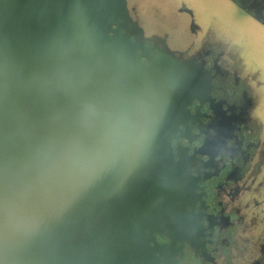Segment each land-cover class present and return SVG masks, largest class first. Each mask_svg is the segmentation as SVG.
Instances as JSON below:
<instances>
[{"label":"water","instance_id":"95a60500","mask_svg":"<svg viewBox=\"0 0 264 264\" xmlns=\"http://www.w3.org/2000/svg\"><path fill=\"white\" fill-rule=\"evenodd\" d=\"M47 1L0 0V264H102L130 225L146 250L166 145L210 77L114 28L115 0Z\"/></svg>","mask_w":264,"mask_h":264},{"label":"rangeland","instance_id":"374dc122","mask_svg":"<svg viewBox=\"0 0 264 264\" xmlns=\"http://www.w3.org/2000/svg\"><path fill=\"white\" fill-rule=\"evenodd\" d=\"M131 1L135 4L137 2L141 6L147 5V10L141 14V18H143V25L150 39H159V36L168 35L166 43H168L169 47L160 49L164 53L162 61H181L183 64L194 63V59L182 57V51L191 46L192 43L190 42L193 40L190 33L191 30L189 31V28L192 29L189 25L190 18L186 13L177 15V11L182 7L191 10L195 17L194 23L196 29L199 30L198 37L203 38L207 36L212 43H216L219 47L228 50L230 52L229 56L233 58L232 63L236 64L238 61H242V69L244 68L246 78H253L251 82L253 83L256 104L254 112L256 117H259L260 123L264 128V6L261 2H257L254 7H249L247 3H243L241 0ZM179 17H181V23L179 22ZM157 44H160L159 41H157ZM209 108H204L200 114L197 112H187L184 114L182 125H195V128H198V136L203 138V144L201 147L200 145L196 147V153L193 157L194 151L191 152L190 147L183 140L192 139L194 135H189L187 130L183 132L178 131L175 137L178 140L175 144L172 140L171 143H167V152L164 155L169 160L173 168L172 170H174V173L171 174L174 186L169 185L170 188L167 195H165L167 189H163L159 193L160 188L155 183L146 201L148 212L151 211L154 216L152 217L151 215V219H149L147 215L142 219L145 231L147 230V233L150 234H155L158 231L157 233L167 236L168 240H165L166 242L164 243L158 242L155 250L152 248L154 247L152 244H148L146 251L151 249L154 251L150 255L146 254L145 257H153V259L149 263H145L146 258L142 257V246L135 244L137 240L135 237L140 233L141 227L130 225L128 226L127 234L130 235L131 241L134 240L135 251L130 254H121L116 249V255L113 253V256L109 258L111 263L115 264L117 261V264H160L161 262L157 261V257L161 259L160 255L163 256L164 250L167 251L169 249L170 251H174L180 248V245L184 242H189L192 245L197 243V247L200 244V252L204 253L203 245L206 243V237L210 236L209 238H211L212 236L213 224V220L206 213L207 205L205 197L209 192L210 178L213 179L218 173L214 167L210 168L208 164L209 146L211 145L212 151L213 144L218 141L220 146H222L220 155L225 156L223 159H227L228 164L232 165L233 162L237 161L238 153H240V138L242 134L241 126L238 127L234 123L226 127H216L213 137L207 125L203 122L204 120H201L203 116L206 117ZM215 109L217 121H225L224 110L219 106ZM198 116L201 119L196 120ZM208 124H210V121ZM180 139L183 140L181 141ZM234 142L239 144H236L235 148H230L229 145L232 146ZM170 156L172 158L171 161ZM231 159L233 162H231ZM259 161H262L260 156H258L256 162ZM261 166V172L257 173L256 170L252 173L251 176L254 180L249 182L248 189L243 190L246 184L242 183V180L236 183L238 185L236 189L240 190L239 194L243 192L240 203L249 202L246 208H241V215L245 216V221L248 224L243 225V229L239 230V233L236 235V243L232 241L233 239L229 238L221 240L218 247L209 253L211 255L210 258H201V261L197 263L245 264L246 261L242 256L244 255L243 247L246 246V249H248V241H252L256 245L257 235L262 236L258 238V241L264 240V164H261ZM242 167L243 163L241 164V168H237V171H239L237 176L242 174ZM158 172L159 170L156 175ZM250 187H254V190ZM229 188L232 189L233 187ZM173 195H181L177 196L180 199L179 204L173 199ZM224 195L223 200L230 199L229 195L226 198ZM182 202L187 207L181 206ZM174 205H178L181 209L175 211ZM205 215L211 225H203L202 222L205 219ZM159 216L160 218L158 219ZM155 219L159 221H155ZM238 219L234 218L233 222L240 224L243 221V218ZM252 221L253 223H251ZM191 227H198V229L194 233L191 231ZM217 227L219 228V226ZM220 228L229 230L230 226H222ZM243 230H245V233H243ZM246 231L249 233L246 234ZM147 233H145L146 237H148ZM254 253L257 254L258 250H255ZM164 257H166V254H164ZM141 258H143V261ZM185 258V256L184 258L181 256L180 264H184ZM177 260L178 258L176 257L173 264H178ZM249 263L247 262V264Z\"/></svg>","mask_w":264,"mask_h":264},{"label":"flooded vegetation","instance_id":"af4514ba","mask_svg":"<svg viewBox=\"0 0 264 264\" xmlns=\"http://www.w3.org/2000/svg\"><path fill=\"white\" fill-rule=\"evenodd\" d=\"M241 1L243 3H247L249 7H253L250 4L249 0ZM34 2L36 4H41L40 0H34ZM47 2L50 3V7L52 8L56 6L55 1L49 0ZM44 7L41 6V11H44ZM146 10L147 5L141 6L138 5L137 2L136 4L133 3L131 0H115V5L112 8L113 12L111 14L113 19V27L117 28L120 32H127L134 44H138L139 46L141 44L149 46L150 50L145 49L147 53L152 52L158 55L161 51V48L169 47L168 43H166L168 35L165 34L163 37L159 36V39L154 38V40L149 38V35L147 34L146 29L143 25V18H141V14ZM180 13H186L189 16V25L193 29L192 30L189 28V31L191 30L190 33L193 37V40L190 42L192 44L191 46H188L187 49L182 51V57L194 59V64L197 65L196 70L198 72L199 70H202V67L207 71L210 80L206 82L207 85L205 88L208 90L209 95L213 96L211 97V99H207L210 100L209 102L205 103H199V100L197 101V99H195L189 105V108L192 112H197L198 114H200L201 111L204 110V108L210 107L207 110L206 117L203 116V118L201 119L198 116L196 120H204L203 122L207 125V128L211 132L213 137L216 132V127H226L229 125H233L234 123L238 127L241 126L242 134L240 138V153H238V158L235 163L231 159V162H233L232 165L228 164L227 159H223V157L225 156L220 155L222 146H220L218 141L213 144L212 151L211 145L209 146L210 154L207 157L208 164L210 165V168L214 167L216 169V172L218 171V173L213 179L210 178L209 186L212 188V190L209 191L207 196L205 197L207 207L215 213L214 217L212 218L214 223L212 225V236L211 238H209L210 236L206 237V243H203L204 253L200 252V244L199 247H197V243L192 245L189 242H184L182 243V245H180L181 247L179 246L180 248L174 251H170L169 249L167 251L164 250V254H166V257H164V254L163 256L160 255V260L162 261L161 264H173L176 257L178 258V264H180L181 256L183 258L184 256L186 257L184 259V264H186V262H188L187 264H199L197 262L201 261V258L206 259L210 258L211 256L206 249H216L221 240L229 238L233 239L232 241L236 243V235L239 233V230L243 229V225L248 224V222L246 223L245 221V216L241 215V208H246L249 204V202H243V204L240 203V198L241 195H243V192L239 194L240 190L236 189V187L238 186L236 185V183L239 180H242V183L246 184L243 190L248 189L249 182L254 180L251 176L252 173L256 170L257 173L261 172V164H264V128L260 123L259 117H256L254 112L256 104L253 83L251 82L253 78H246L244 68L242 69V61H238V63L236 64L232 63L233 58L229 56L230 52L228 50L219 47V45H217L216 43H212L207 36L203 38L198 37L199 30L196 29L194 23L195 17L191 10L182 7L181 9H179V11H177V15ZM179 18V22L181 23V17ZM156 40L159 41L160 44H157ZM139 50L142 52L143 47H140ZM144 58H146L147 60L148 57ZM217 106L221 107L224 110L225 121H217V114L215 111V108H217ZM209 121L210 124H208ZM186 130L189 135H194L193 138L180 140H183L184 143L188 144L191 152L194 151V153L192 154V156L194 157V154L196 153V147L198 145H200L201 147V145L203 144V138L198 136V128H195V125H190V128L184 125L180 126L181 132ZM175 137L176 133L173 134V137L171 139L174 144L178 140L175 139ZM236 144L239 143L234 142V144L232 146L229 145V147L235 148ZM237 152H239V150H237ZM258 156L261 157L262 161L256 162ZM242 163V174L237 176V173L239 172L237 171V168H241ZM241 175L243 176L241 177ZM161 179L163 180V177H161ZM229 187H233L232 189L235 190H232ZM254 187L250 188L254 190ZM223 195L225 198L228 197L227 195H229L230 199L223 200ZM175 200L176 202H178V204L180 203L179 198H176ZM234 218H243V221H241L240 224L238 222L236 224L235 222H233ZM251 223H253V221ZM217 226H219V228ZM222 226H230V229H221L220 227ZM196 229L198 228L191 227V231L194 230V233L196 232ZM147 232L148 231L146 230L144 233ZM157 232L158 231H156L155 234L147 233L148 237H146V234H141L139 236V240L145 241L146 244H152L154 246L152 248L155 250L158 242L164 243L166 242L165 240H168L167 236H163L161 233ZM243 233H245V230H243ZM247 233L249 232L246 231V234ZM260 237L262 236H256V245H254V242L252 243V241L247 240L248 249H246V246L243 247L242 250H244V255L242 256L246 261L245 264H247V262H250L249 264H264V240L258 241V238ZM123 238L124 239H121V242L125 243L126 250L119 252L121 254H130L134 252L135 247L134 244L131 243L134 240H129L131 238L129 234L124 235ZM154 250H143L142 257L145 259V255H150ZM255 250H258L257 254L254 253ZM143 258H141L142 261ZM214 258L212 259L214 260ZM79 260L80 257H77L74 253L71 257L66 259L68 263L72 261L78 262ZM150 261H152V257H148L145 259V263H149ZM102 264L114 263H110L109 260H106ZM115 264H117V261L115 262Z\"/></svg>","mask_w":264,"mask_h":264}]
</instances>
